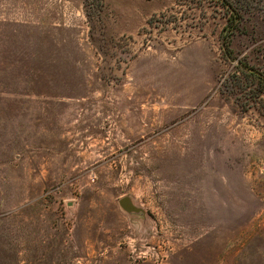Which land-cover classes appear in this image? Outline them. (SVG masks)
<instances>
[{"label":"rangeland","instance_id":"obj_1","mask_svg":"<svg viewBox=\"0 0 264 264\" xmlns=\"http://www.w3.org/2000/svg\"><path fill=\"white\" fill-rule=\"evenodd\" d=\"M0 264H264V0H0Z\"/></svg>","mask_w":264,"mask_h":264},{"label":"water","instance_id":"obj_2","mask_svg":"<svg viewBox=\"0 0 264 264\" xmlns=\"http://www.w3.org/2000/svg\"><path fill=\"white\" fill-rule=\"evenodd\" d=\"M260 75V73H257ZM119 205L126 211H139L140 208L135 206L128 196H123L118 200Z\"/></svg>","mask_w":264,"mask_h":264},{"label":"trees","instance_id":"obj_3","mask_svg":"<svg viewBox=\"0 0 264 264\" xmlns=\"http://www.w3.org/2000/svg\"><path fill=\"white\" fill-rule=\"evenodd\" d=\"M223 4V3H222ZM224 7H226L227 9H230L231 11V7H230V4H223ZM233 11V9H232ZM231 17L233 18V23H234V27H236L237 23H238V19H237V16H235L233 13H231Z\"/></svg>","mask_w":264,"mask_h":264}]
</instances>
